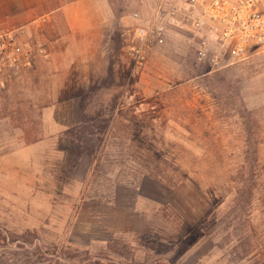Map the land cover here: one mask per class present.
<instances>
[{
	"label": "rangeland",
	"instance_id": "374dc122",
	"mask_svg": "<svg viewBox=\"0 0 264 264\" xmlns=\"http://www.w3.org/2000/svg\"><path fill=\"white\" fill-rule=\"evenodd\" d=\"M151 3L26 28L52 41L0 85V264H264V52L214 70L182 34L137 69Z\"/></svg>",
	"mask_w": 264,
	"mask_h": 264
},
{
	"label": "built area",
	"instance_id": "2783aa9c",
	"mask_svg": "<svg viewBox=\"0 0 264 264\" xmlns=\"http://www.w3.org/2000/svg\"><path fill=\"white\" fill-rule=\"evenodd\" d=\"M151 13L132 31L130 55L143 69L156 47L184 36L195 58L214 70L264 52V0H152ZM130 19L142 22L133 11ZM44 42L27 40L25 27L0 29V85L29 71L47 56Z\"/></svg>",
	"mask_w": 264,
	"mask_h": 264
},
{
	"label": "crops",
	"instance_id": "0c3cea01",
	"mask_svg": "<svg viewBox=\"0 0 264 264\" xmlns=\"http://www.w3.org/2000/svg\"><path fill=\"white\" fill-rule=\"evenodd\" d=\"M15 1L20 2V4H16ZM44 1L45 0H0V29L18 27L30 29L32 28V24L37 22L39 25L41 22L44 24L50 23L56 17H61L63 20L65 18L67 19L66 22L72 34L89 29L88 21H83L75 17L72 20L71 14L84 7V5L91 0H76L66 3L59 8L56 7V9H46L44 7ZM11 2H13V6L10 5ZM106 7L107 5L103 3L98 7L100 10L98 9L96 12H105ZM79 16L80 18L82 17L81 14L77 15V17ZM48 20L51 21L48 22ZM37 37L38 41L42 38L44 43L46 40H49L45 35H38ZM51 43L55 44V42Z\"/></svg>",
	"mask_w": 264,
	"mask_h": 264
},
{
	"label": "trees",
	"instance_id": "16d2710c",
	"mask_svg": "<svg viewBox=\"0 0 264 264\" xmlns=\"http://www.w3.org/2000/svg\"><path fill=\"white\" fill-rule=\"evenodd\" d=\"M248 143V146H249V142ZM261 158H262V161L264 159V156L261 154L260 155H255V154H250V155H247L246 158L244 159V170L245 172H247L248 175H251V177H253L254 179V176L257 174V171H259V164H258V161L260 162L261 161ZM150 175H153V174H150ZM260 176V175H259ZM244 192L245 190H243L242 188L237 190L236 191V197L235 199H241L243 198L244 196ZM255 195H256V190H251L250 193H249V198H255Z\"/></svg>",
	"mask_w": 264,
	"mask_h": 264
}]
</instances>
